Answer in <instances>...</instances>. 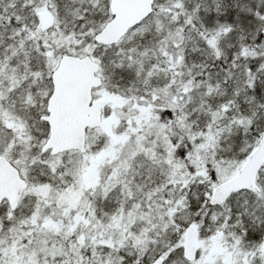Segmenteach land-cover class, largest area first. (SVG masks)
Here are the masks:
<instances>
[{"label":"snow or ice","instance_id":"6c2138e0","mask_svg":"<svg viewBox=\"0 0 264 264\" xmlns=\"http://www.w3.org/2000/svg\"><path fill=\"white\" fill-rule=\"evenodd\" d=\"M0 264H264V0H0Z\"/></svg>","mask_w":264,"mask_h":264}]
</instances>
